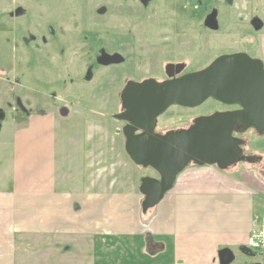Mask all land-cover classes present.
I'll return each mask as SVG.
<instances>
[{
  "label": "rangeland",
  "instance_id": "rangeland-1",
  "mask_svg": "<svg viewBox=\"0 0 264 264\" xmlns=\"http://www.w3.org/2000/svg\"><path fill=\"white\" fill-rule=\"evenodd\" d=\"M18 1L31 6L24 5L29 7L27 14H16V3L10 0H3L0 10V111L5 114L0 132V191L13 187L14 139L27 127V116L48 114L55 124L53 133L35 125L26 144L42 156L47 143L53 141L49 154H55L58 187L101 195L96 205L107 209L103 213L102 208L99 218L116 219L108 224L116 236H47L32 254L17 249L13 257L11 252V264L13 259L14 264H173L171 248L164 254L162 242L150 234L155 208L146 216L141 213V180L158 175L132 162L125 151V138L118 132L122 124L113 117L122 107L120 96L126 81L135 75H129L132 67L103 65L100 51L105 46L119 49L137 36L150 39L147 50L157 49L161 55L152 62L177 59L185 61L189 71L208 67L231 53L264 58V0H149L146 7L139 0H53L47 6V35L35 26L39 2ZM102 8L108 9L106 15L97 14ZM74 20L80 23L78 27L73 28ZM255 20L262 23L258 31L253 27ZM147 30L166 36L160 39L168 40L164 45L170 47L153 45L157 40ZM126 34L131 38L125 41ZM178 50L182 55L175 53ZM224 111L213 100L194 110L173 107L159 118V129H175L189 118ZM242 139L248 153L264 156V137L251 130ZM263 221L264 217L255 222L253 229ZM100 232L105 234L101 227ZM230 250L235 257L231 264H264V252Z\"/></svg>",
  "mask_w": 264,
  "mask_h": 264
},
{
  "label": "crops",
  "instance_id": "crops-1",
  "mask_svg": "<svg viewBox=\"0 0 264 264\" xmlns=\"http://www.w3.org/2000/svg\"><path fill=\"white\" fill-rule=\"evenodd\" d=\"M26 123L14 139L13 187L0 191V264H11V252L16 257L17 249L32 254L47 236H116L108 225L116 219L99 218L102 208L103 213L107 209L96 205L101 195L58 187L55 154H49L53 141L47 143L42 156L26 144L35 125L53 133L52 117L29 114ZM262 159V164L257 162L260 167L240 165L220 172L215 167L191 166L178 176L173 189L155 207L149 229L162 242L164 254L171 248L173 264H218L223 249L251 253L247 238L255 222L264 217ZM116 209L121 210L120 206ZM100 227L104 235L98 234Z\"/></svg>",
  "mask_w": 264,
  "mask_h": 264
},
{
  "label": "water",
  "instance_id": "water-1",
  "mask_svg": "<svg viewBox=\"0 0 264 264\" xmlns=\"http://www.w3.org/2000/svg\"><path fill=\"white\" fill-rule=\"evenodd\" d=\"M142 1L146 5L149 0ZM253 27L258 31L262 23L255 20ZM102 64H106L104 59ZM120 98L123 112L114 118L127 122L123 128L126 153L134 164L159 175V178L141 180L143 214L157 207L191 163L198 167L216 166L224 172L239 163L262 161L261 157L246 156L243 148L247 142L234 136L253 130L264 137V63L261 59L242 52L222 55L208 67L177 79L129 81ZM208 100L240 109L198 117L186 130L164 135L155 133L157 119L169 108H197ZM4 117L0 111V132ZM139 130L142 132L136 134ZM234 259L231 250L219 251L220 264H231Z\"/></svg>",
  "mask_w": 264,
  "mask_h": 264
},
{
  "label": "flooded vegetation",
  "instance_id": "flooded-vegetation-1",
  "mask_svg": "<svg viewBox=\"0 0 264 264\" xmlns=\"http://www.w3.org/2000/svg\"><path fill=\"white\" fill-rule=\"evenodd\" d=\"M10 1H11V3L15 2L16 4H18V6L16 4L14 6V9L16 10V14H18V15L23 16L24 14H27L28 8L31 7L28 3H25L23 1L22 2L18 1V0H10ZM37 1L39 2L37 10H39L40 17H39V21L35 24V26L39 27L41 29L42 33L47 35V32L44 28L46 17H47V6H48V3L53 1V0H37ZM139 1H140L142 6H145V7L147 6V4L145 5L142 0H139ZM1 4H4L3 0H0V10L3 9L2 8L3 5H1ZM24 5H27L29 7L26 8ZM73 9H75L74 6H73ZM78 11L79 10H77V12H76V16H78ZM102 13H104V15H106L108 13V9L102 8L100 10H97L98 15H102ZM75 19H76V17H75ZM204 21H205V19H204ZM79 24L80 23L78 22V20H74L73 28L75 26L78 27ZM204 24H205V22H204ZM158 25L159 26L163 25V27L167 26L164 24H158ZM86 27L88 29L95 30L93 25H87ZM23 28L25 30L26 24L23 26ZM111 32L112 31L109 30L108 33L110 34ZM147 32H150L149 34H151V36L153 35L155 40H157V42L153 45H157L159 49H160V47H170L169 44L164 45L165 43L169 42L168 40L160 39L161 37H166V36L161 35V34H157L154 30H147ZM147 37H150V36H147ZM127 38H131L129 36V34H126L125 41ZM42 39L44 40L45 36H43ZM148 41H151V40L150 39L144 40V41H143V39L139 40V39H137V36H136V39L135 40L132 39V41L129 42L128 44H127V42H123L125 44L121 45L119 49L114 48L113 46H108V47L105 46V48L100 51L101 56H100L99 61L102 63L103 59H104V61L106 62V64H104V65L107 67H113V66H119L120 67V65L123 67H125V66L132 67V71L129 72L130 73L129 75H135V76L133 78L127 80L125 83V86H126L127 82H129V81H135V82L140 83V82H143V81L148 80V79H154L157 82H164L167 80L177 79V78L182 77L184 75H188V74H191L194 72H198V70L200 71V70L204 69V67H205L204 66V67H201L199 69H193V70L189 71L188 70L189 66L187 65V63L185 61H177V59H173L172 61H170L168 63L160 62L159 60L161 58V55L157 52V49H155V52L154 51L151 52V51L147 50L148 48H146L145 45L147 44ZM175 53L177 55H182V50H178ZM231 54H234V53H231ZM248 55L254 59H261L264 63V58H262V57L260 58L259 56H256L253 54H248ZM155 58H159V60L152 62L153 59H155ZM144 65H146V68H147L146 72H143ZM139 75H150V77L143 78ZM214 102L225 107L226 111H235L237 109H240L237 106H226V105H223L217 101H214ZM173 107H178L181 109L194 110V109L201 108L202 105L197 107V108H184V107H179V106H173ZM173 107H171V108H173ZM167 111L164 114H166ZM226 111H224V112H226ZM122 112H123V109L121 107V109L119 110V113H122ZM163 115H161V116H163ZM198 117H200V115H198L192 119L189 118L186 123H184L183 125H180L179 127L175 128V129L172 128V129H166V130L159 129L160 122H159V118H158L157 122L155 124L154 131L156 134L164 135L170 131L186 130L193 125V122ZM121 124H122L121 130L120 131L118 130V132L125 138V136L123 134V128L127 125V122H121ZM249 131H251V130H249ZM249 131H247V132H249ZM141 132L142 131L139 130L136 132V134H140ZM247 132H245V133H247ZM245 133H243V134L236 133V134H234V136L242 139V137ZM243 151H244V154L246 156L256 157L255 155H251V153H248V151L246 150L245 147L243 148ZM239 164L255 165L256 162L253 164H250V163H239ZM239 164L230 167L228 170H231V169L237 167ZM191 166H195V165H193V163H191L188 167H191ZM153 172H155V171H153ZM157 178H159V175L157 176ZM256 263H259V262L258 261H252L249 264H256ZM260 264H263V263L260 262Z\"/></svg>",
  "mask_w": 264,
  "mask_h": 264
},
{
  "label": "built area",
  "instance_id": "built-area-1",
  "mask_svg": "<svg viewBox=\"0 0 264 264\" xmlns=\"http://www.w3.org/2000/svg\"><path fill=\"white\" fill-rule=\"evenodd\" d=\"M246 245L253 251L264 252V221L261 227L252 230L247 238Z\"/></svg>",
  "mask_w": 264,
  "mask_h": 264
},
{
  "label": "trees",
  "instance_id": "trees-1",
  "mask_svg": "<svg viewBox=\"0 0 264 264\" xmlns=\"http://www.w3.org/2000/svg\"><path fill=\"white\" fill-rule=\"evenodd\" d=\"M26 115H27V114H26ZM227 171H229V170L227 169L225 172H227ZM141 213H142V212H141ZM146 214H147V213H146ZM146 214H143V213H142L143 216H146ZM148 216H149V215H148ZM152 218H153V217H152Z\"/></svg>",
  "mask_w": 264,
  "mask_h": 264
}]
</instances>
